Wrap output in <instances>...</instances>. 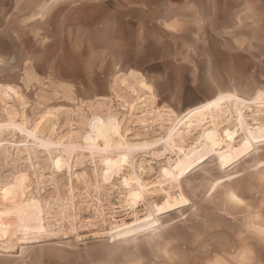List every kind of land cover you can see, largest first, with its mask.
Wrapping results in <instances>:
<instances>
[{
    "label": "rangeland",
    "instance_id": "obj_1",
    "mask_svg": "<svg viewBox=\"0 0 264 264\" xmlns=\"http://www.w3.org/2000/svg\"><path fill=\"white\" fill-rule=\"evenodd\" d=\"M55 5L0 0V264H264V0H208L228 47L172 102ZM197 97L226 112L220 129L186 125ZM137 177L143 200L126 194Z\"/></svg>",
    "mask_w": 264,
    "mask_h": 264
},
{
    "label": "crops",
    "instance_id": "obj_2",
    "mask_svg": "<svg viewBox=\"0 0 264 264\" xmlns=\"http://www.w3.org/2000/svg\"><path fill=\"white\" fill-rule=\"evenodd\" d=\"M54 1V13L70 15L73 25L83 17L90 44L93 35L97 38L102 31L107 53L126 72L140 76L142 80L135 78L139 84L155 92L161 86L174 88L165 99L159 92L162 102H172L173 95L190 88L186 81L196 76L202 64L207 69L209 55L223 54L228 47L222 31L208 30L209 23L223 21L220 15L203 13L208 0ZM79 42V36H73L72 48L78 49ZM199 103L197 97L190 106Z\"/></svg>",
    "mask_w": 264,
    "mask_h": 264
},
{
    "label": "bare ground",
    "instance_id": "obj_3",
    "mask_svg": "<svg viewBox=\"0 0 264 264\" xmlns=\"http://www.w3.org/2000/svg\"><path fill=\"white\" fill-rule=\"evenodd\" d=\"M128 83V82H127ZM139 87H141L142 89H144V90H147V91H151V88L149 87V86H147L145 83H140L139 84ZM8 93H11L12 95H14V96H17V93L13 90V89H11V88H7V94ZM4 94V93H3ZM5 94H6V92H5ZM6 94V95H7ZM8 96V95H7ZM216 102H228L229 104H230V106L231 107H233V111H234V113H235V116H236V119L238 120V122H239V124H240V130H243V131H245L246 130V132L248 133V134H252V132H251V130H250V125H246V123L244 122V117H243V115H242V112H243V109L244 108H246L245 106L246 105H244L243 103H240V100L238 99V98H236L235 96H233V95H230V94H228V95H222V96H220V97H218L217 99H216ZM213 102L211 103V102H207V103H203V104H201V105H198V106H196V107H193L192 109H190V110H188L187 112H186V114H185V116H184V120H185V122H186V125H188L189 126V128L190 127H194L195 126V124H197V126H202V125H204V124H206V122H204V120L206 119V118H208L207 116H209V115H211L210 117H211V119H212V123H213V125H214V127L217 129L218 127V129H220V127H222L223 126V123H224V119H223V116L226 114V112L220 107V106H215V107H213ZM250 107V106H249ZM247 109V108H246ZM9 113H11L10 111L7 113V116L9 117V119H8V121H7V126H9V127H15V128H18L19 129V131L21 132V133H23L25 136H26V138H29V137H33L35 140H37L38 141V139L33 135V133L32 132H30V131H28L27 129H26V126H25V124L23 123V122H21L20 124H14V121H13V117L14 116H12L13 114L11 113V115L9 114ZM231 114H232V112H231ZM230 115V114H229ZM228 115V116H229ZM19 116V115H18ZM16 120V119H15ZM219 120H221V122L219 123L218 121ZM253 120V119H252ZM44 125V124H43ZM212 125V126H213ZM4 126V125H3ZM42 126V125H41ZM2 127V126H1ZM213 127V128H214ZM244 127H245V129H244ZM37 130V129H36ZM192 130H187V132L189 133V132H191ZM217 131V130H216ZM39 134H40V132H38ZM37 133V134H38ZM180 135V134H179ZM182 136V135H181ZM205 136H207V135H205ZM251 136H253V135H251ZM184 137H180V140H182V142H184L183 139ZM248 138V137H247ZM249 141V140H248ZM224 144H225V148L227 149V151L226 152H228V151H230V150H232L233 149V147L229 144V143H227L225 140H224V142H223ZM21 144V143H20ZM26 144V143H25ZM224 144H223V146H224ZM31 145V144H30ZM23 146V145H22ZM33 146V145H32ZM176 146V144L174 143V142H172V146H171V148H174ZM26 151H28V150H31L30 148H29V146H25V148H24ZM185 152V151H184ZM223 152V151H222ZM221 154V153H220ZM219 156H221V155H219ZM132 183L133 184H136L135 186H131L130 184H127L126 182H124V185L126 186V187H128V193L126 192V194H131V189L132 188H136L137 189V191L139 192L138 193V195L142 198V200H143V198L145 197V195L147 194V193H149V190H151V189H148L149 188V186L146 184H144L142 181H141V179H139L138 177L137 178H135V179H133V181H132ZM123 184V183H122ZM121 184V185H122ZM151 188V187H150ZM153 190V189H152ZM137 195V194H136ZM230 196V195H229ZM233 196V195H232ZM231 196V197H232ZM230 197V198H231ZM232 200H233V197H232ZM235 200L237 201V198L235 197ZM234 201V200H233ZM175 202H178V200L177 199H175V198H171V199H169L168 200V204H170V203H175ZM238 202V201H237ZM163 206V205H162ZM158 208V207H157ZM261 232H264V230H262L261 229Z\"/></svg>",
    "mask_w": 264,
    "mask_h": 264
},
{
    "label": "snow or ice",
    "instance_id": "obj_4",
    "mask_svg": "<svg viewBox=\"0 0 264 264\" xmlns=\"http://www.w3.org/2000/svg\"><path fill=\"white\" fill-rule=\"evenodd\" d=\"M0 63H3V60H0ZM181 175H183V173H181ZM173 178L175 179L176 177L174 176ZM233 199H235V197H233Z\"/></svg>",
    "mask_w": 264,
    "mask_h": 264
}]
</instances>
